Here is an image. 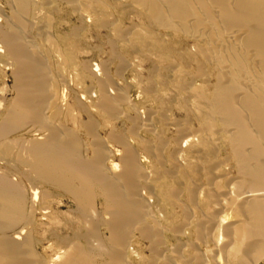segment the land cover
Instances as JSON below:
<instances>
[{"label": "bare ground", "instance_id": "obj_1", "mask_svg": "<svg viewBox=\"0 0 264 264\" xmlns=\"http://www.w3.org/2000/svg\"><path fill=\"white\" fill-rule=\"evenodd\" d=\"M10 1L13 15L3 18L6 28L0 25V40L14 65L17 95L0 110V264H260L264 259V0H126L147 20V28L134 24L127 31L118 29L115 19L109 20L112 14L107 18L108 8L113 7L107 1L62 0L83 24L89 21L110 30L115 42L125 47H141L138 52L169 71L165 78L170 81L164 78L168 86L173 83L181 93L194 97V111L201 120L197 137L178 124L173 140L165 137L161 125L167 120L164 112L134 108L122 84L113 83L108 74L99 78L92 66L82 65L78 77L92 81L96 101L89 106L79 98L75 105L68 104L63 89L68 80L61 68H70L75 52L59 49L45 30L36 33L44 42L37 47L30 41V31L25 32L24 20L30 12H48L49 2ZM48 21L41 27L51 29L53 22ZM183 41H191L197 52L177 51ZM176 57L196 70L182 68ZM211 79L214 82L208 86ZM196 81L202 84L197 86ZM119 121H126L128 128L118 129ZM140 132L152 142L136 141ZM19 134L29 138H14ZM130 139H135V147ZM111 144L121 150H113ZM170 149L172 154L167 153ZM139 151L154 161L155 168H150L155 174L142 165ZM222 151L227 152L226 161L213 163ZM196 153L205 156L200 163L203 169L196 170L204 172L199 170L207 182L192 189L187 179L198 164L191 160ZM226 163L232 165L235 177L222 174ZM176 182L184 183L185 194L189 193L181 227L184 224L191 236L172 249L166 246V234L172 230L166 224L172 218L177 223L175 211L182 208L183 198L173 187ZM63 199L73 202L75 209L54 227ZM174 232L178 237V230ZM136 236L150 242L148 260H135L137 253L130 248ZM47 239L53 245L45 248ZM202 244L204 252L199 251ZM49 249L56 251L54 259L48 260Z\"/></svg>", "mask_w": 264, "mask_h": 264}, {"label": "rangeland", "instance_id": "obj_2", "mask_svg": "<svg viewBox=\"0 0 264 264\" xmlns=\"http://www.w3.org/2000/svg\"><path fill=\"white\" fill-rule=\"evenodd\" d=\"M9 1L10 0H0V15H1L0 25L4 26L5 28H6V24L4 22V19L10 18L13 15V9L11 7V1L10 2ZM36 1H38L37 3H39V2L44 3L45 1L47 3L49 2L48 4L51 7H52V5H54L53 6L54 8H51V7H50L51 9L48 8L49 13L47 12V9H46L45 13H44V11H42L43 14H45V15H43L42 12H39L37 10H33V12H30L28 18L26 20H24V22L28 24V26L26 24L27 30L25 32H27V34H29V32H28V30H29L31 33L29 35L33 38L31 39L29 35H27L26 38L31 39L30 41H34L35 42L34 44L37 45V47L40 45H43L44 42L41 40L40 36L37 37V34L39 35V33L42 30H45L48 32V33L47 32L46 33L48 34L49 37L51 36L55 40H57L56 42H57L59 49H61L62 51L65 49V52L70 53L71 55H72V52H75L74 53L75 56L73 55V60H75V61L72 62L71 65H69L70 68L64 69V68H67L68 66H66V67L64 66V68H61V67H63V65L61 64L62 62H56L57 64L56 63L54 64L56 66H61L59 68L62 69V71L65 74L64 77L66 78V80H68L67 87H65V88L62 87L65 91V94L63 93V91H62V93L65 95L66 98L68 97L67 98L68 104L69 103L71 104V102H72V105H75L74 101H76L79 98H80L79 100H82L85 102L87 101L86 103H88L89 106H91L92 103H94V101H96V93H94L95 92L94 88H93L94 84L92 83V81H90V79H87L88 77L86 78L85 76L84 77H82V76L78 77L79 75H82L81 71H82V68L84 65L88 66V67L92 66L91 67L92 70L95 71L94 73L97 74V76L99 78L103 77V74H106V75L108 74L107 76L110 77V80L113 83H115V84L121 83L122 85L120 88L124 91V93L126 91L125 94H126L127 98H129L131 105L135 106V107L133 106L134 108L139 109V111H141L143 113H145L146 111H150V110H153L155 113L164 112L165 116H166L165 118L167 120L164 121V119H163V121H161V125H163V127L165 129V132H166L165 137L168 140H173L174 138H176V136H177L176 126L178 124L184 125V127H188L189 130L192 129V131H190V132L193 133L194 136L197 137L196 134H198L197 132L200 129V126H201L200 121L201 120L199 119L198 115H196L197 114L196 111H194L196 104L194 105L193 102L195 101V99L193 96L191 97V94L187 95L185 93L184 94L181 93L178 90V88L176 89V87H174L173 83H172L173 86L172 85L168 86L169 85L168 82L170 80L168 78H165V76L168 77L171 74H168L169 71L166 72L165 66H163V64L161 62L160 63L162 64V66H159L160 63H158V65H155V63L157 64V62H155L156 60H153L151 57H149L147 53L138 52L142 49L141 47L134 48V46H131L132 48L131 47L128 48V46L125 47V45H122L123 42H121V45L123 46L122 47L120 45L119 41H118V43L115 42L117 40H115V38H113V35L110 34V30L102 29V28L99 29V27L96 28L97 26L96 25L94 26L93 23L91 24V22H89V21H88L89 23L86 21L85 24H83L84 22H82L80 20L79 16L72 11V8L69 7L68 4L62 2V0H50V1L49 0H36ZM104 1H107L106 2L107 5L111 4L108 7L113 6V7L108 8V9H110L111 13L109 12L108 9L106 10V13H110V14H107L108 17L107 16L106 17L109 18L112 14V16L110 17L109 20L111 21L112 19L113 20L115 19L113 23L115 24L116 27L118 26V29L121 28L120 30L123 31L127 28L129 30L132 28V26L135 27V25L136 26L140 25L139 27L147 28L146 18L143 16V14L140 11H138L136 8L133 7L134 5L132 6L131 4H129L130 2L127 3L126 0H124V1L123 0H104ZM50 2L52 4H50ZM129 5H130V7H129ZM126 6H128V7H126ZM106 13H105V15H106ZM45 18H46V20H45ZM47 20H50L53 22V23H50V21H48V23H50L51 27H52L51 29L48 28V30L41 27V26L46 25L45 21L47 22ZM33 24H35V25H33ZM30 25L34 28L31 27L29 29L28 27ZM31 29H32V31H31ZM127 29L125 31H127ZM38 30H39V33H37ZM49 31L51 33H49ZM23 35L26 36L25 33ZM73 35H75V36L77 35V37H75ZM59 41H60V43H59ZM110 42L111 43L114 42L116 44L111 45ZM115 45L117 47H115ZM176 48H177V51H178V49H182V50L190 51L192 53H195V51L197 50L195 45L193 43H191V41L190 42L189 41L188 42L183 41L182 44ZM68 51H70V52H68ZM115 55L117 57H119L121 61ZM119 55H121V56H119ZM76 56H78V57H76ZM74 57H75V59H74ZM174 61H176L177 64H180V66L182 65L183 67L182 66L181 67L187 69L188 71L196 70L195 65L185 63L184 61H181V59H179V57L174 58ZM10 63L11 62H9V59L6 56V53H4L3 44L0 40V110H2V111L5 109L7 103L11 104L15 101L16 95H17L16 89H15L16 81H15L14 76L12 75L13 74L12 71H14V68H13L14 65L12 63H11L12 65H11ZM59 64H61V65H59ZM74 64L76 65V67ZM10 65L12 66V68L10 67ZM190 65H191V67H190ZM95 66H96V68H95ZM104 66H106V67L103 70ZM154 68H156L157 70L155 69V71H154ZM158 68H159L160 72H159ZM162 69H163V71H162ZM75 71H77V72H75ZM156 71H158L159 73ZM105 72H107V73H105ZM163 72H166V73H163ZM152 73H154V74L156 73L155 74L156 76L154 74L152 75ZM159 74H160V76H159ZM76 77H78L81 81H77ZM81 77H82V79H81ZM164 78L166 80L168 79V82L165 81ZM69 79L71 81H69ZM151 79H153V80L151 81ZM199 82L200 81H196L195 84L197 86H200L202 83L201 82L199 83ZM213 82H214V80L211 79L210 84L208 86L213 84ZM152 84H155L153 92L151 91L152 90L151 87H153ZM208 89L210 90V87H208ZM208 89H207V91H208ZM150 91H151V93H150ZM89 92H90V94H89ZM153 93H155V94H153ZM74 98H75V100H74ZM163 109H164V111H163ZM128 112L129 111H127V113ZM76 113H77V111L75 112V115L78 116L79 114L78 113L76 114ZM127 124L128 123L126 121H124V122L119 121V123H117L115 125L120 130H122V129L126 130V128H128V126H129V124L128 125ZM104 137H106V133L104 134ZM14 138H18L21 140L23 138H29V137H26V136L19 134ZM137 139H145L147 141L152 142L151 139L149 137H147L143 132L139 133L138 137L136 138V141H137ZM136 141H135V139H130L131 145L133 147H135V145H137ZM111 147H113V150H116V149L121 150V149H119V147H116L115 145L113 146L112 144H111ZM185 148L188 149V148H190V146L188 147V145H186ZM169 152H170V154H172L171 149H170V151L168 150L167 153H169ZM139 154L141 155V156L140 155L139 156H140V159L142 161L143 166H148L149 170L151 168H155L154 161L150 160L151 158H149V157L147 158L145 156V154L144 155L142 154L141 151H139ZM202 156L205 157L203 155V153H199V154L196 153V154H193V158H191L192 163H194V165L196 163L199 164V166H198V164L195 165L196 168H194V170H193L195 172H192L191 171L192 169H191L190 170L192 172V173H190L191 175L188 174L187 180H190L191 185H192V187H191L192 189H195L196 185H197L196 188H199L201 186V184H206V182H207L206 179H203V178H205V176H204L205 174L201 173L203 171L200 169L199 170L201 172L199 170H196V169H198V167L200 168L202 166V164H200V163H204ZM166 157H168V154ZM226 158H227V152L222 151L219 153V155H217V158H216L217 162L214 161L215 159H212V160H213V163L214 162L219 163V162L226 161ZM207 159L209 161H211V163H212V160L210 157H208ZM115 163H119V160L115 159ZM185 163L183 161V163L181 165H183ZM194 165H193V167H194ZM230 165L231 164H227V163L224 165L226 167H223L224 170L222 169V172H223L222 174L231 173L232 176L235 177V173H234L235 171L232 168V165L231 166ZM182 167L185 168L186 164ZM201 169H203V167H201ZM151 170H153V174H155L154 169H151ZM196 171H198V173ZM189 175L191 177H189ZM155 177H157V176L154 175V178ZM192 181H194L195 183H192ZM176 183H173V184H175V186L173 185V187L177 190L180 189L179 192H180L181 197H183V198H180V201L182 202V203L180 202L182 208L175 211V216L178 217V218H176L178 221L175 220V221H177V223L175 222L176 224L175 223L173 224L172 221H174V220L172 218V220H168L169 222L167 221L168 225L166 224L167 227L170 226L169 229L172 228V230L170 229V231H168V233L166 234V239H167L166 240V246L168 248H172V249L174 247H177L180 242L186 244L190 240V236H191L190 235L191 231H189L186 227H183L184 224L182 225L183 228L181 227L182 222H184L183 221L184 219L182 218V212H183L182 209H183V207H185L189 204L187 202L189 193H187V195L185 194L187 191H184V188H185V185H183L184 183H181V182H179V183L176 182ZM182 199H183V201H182ZM150 200H151V202H155L154 199H150ZM63 202L65 204L62 207H60L57 211V214H59L58 215L59 217L55 218L56 220L54 222L57 221V223H53L54 227H56L60 224H63L64 220H66L67 217L71 216L70 215L71 211H69V210L75 209L74 205L72 204L73 202L71 203L67 199H63ZM161 215H160V217H161ZM162 216L165 217L164 215H162ZM164 219L162 218V220H164ZM175 227H176V229H175ZM177 227H178V229H177ZM186 229H187V232H186ZM174 230H178V234H177L178 237L175 235ZM181 233L183 234L182 236L180 235ZM46 238H48V237H46ZM45 242H47L46 245H44V247L46 246L45 248H48L51 244L53 245V242L48 240V239L45 240L44 243ZM149 244H150L149 241L142 240L138 236H136L133 239L130 249L132 250V252L134 251L133 253H137L136 256H138L140 258V259H136V258H138V257H136L135 258L136 261L142 260L141 258L146 259V260H148L150 258V253L148 250ZM198 246H201L199 251L204 252L206 246L204 244L198 245ZM50 249H49L50 253L47 251L48 260L49 259L51 260L52 258L54 259V257H52V256L53 255L55 256L54 252H56L53 249H52V251H53L52 252ZM260 264H264V259L260 262Z\"/></svg>", "mask_w": 264, "mask_h": 264}]
</instances>
